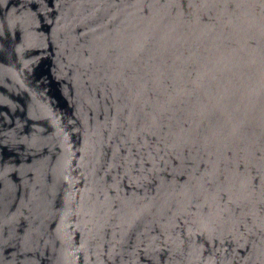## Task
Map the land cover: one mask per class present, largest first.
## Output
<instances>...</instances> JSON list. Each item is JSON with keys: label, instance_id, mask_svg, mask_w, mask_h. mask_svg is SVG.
<instances>
[{"label": "water", "instance_id": "95a60500", "mask_svg": "<svg viewBox=\"0 0 264 264\" xmlns=\"http://www.w3.org/2000/svg\"><path fill=\"white\" fill-rule=\"evenodd\" d=\"M0 264H264V0H0Z\"/></svg>", "mask_w": 264, "mask_h": 264}]
</instances>
